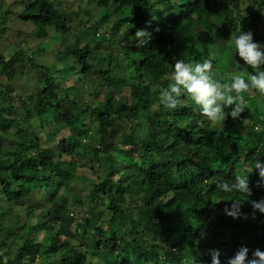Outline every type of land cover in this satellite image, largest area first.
Instances as JSON below:
<instances>
[{
  "label": "trees",
  "instance_id": "1",
  "mask_svg": "<svg viewBox=\"0 0 264 264\" xmlns=\"http://www.w3.org/2000/svg\"><path fill=\"white\" fill-rule=\"evenodd\" d=\"M88 1L97 8L94 32L111 17L114 25L111 36L89 38L71 51L78 74L87 77L78 79L71 99L57 89L45 66L30 60L23 42L27 47L30 40L42 42L51 34L48 29L66 36L74 23L81 33L89 23L80 15L91 14L64 9L61 0H0L1 35L8 31L5 24L17 20L35 31H11L20 48L9 57L0 53V264H210L213 250L225 261L241 246L250 249L249 255L264 251V213L252 206L264 201V179L253 170L256 160L264 162L259 93L246 92L240 117L221 124L209 123L188 97H181L174 111L159 102L179 59H210L212 75L226 85L236 75L247 81L251 70L238 71L243 62L231 41L241 26L264 44V0L247 6L245 0ZM137 30L146 33L139 46L129 39ZM122 57L128 72L120 65ZM27 66L41 74L40 88L16 96L13 80L22 79ZM121 82L129 91L124 103L107 94L93 104L99 86ZM59 122L69 133L57 142L53 129ZM58 144L55 153L52 147ZM84 158L93 163L88 170L93 183L87 201L73 206L71 168ZM238 175H249V196L216 187ZM234 203H240L235 218H213L215 212L231 211ZM83 205L88 208L80 215ZM66 219L69 225L62 231Z\"/></svg>",
  "mask_w": 264,
  "mask_h": 264
},
{
  "label": "rangeland",
  "instance_id": "2",
  "mask_svg": "<svg viewBox=\"0 0 264 264\" xmlns=\"http://www.w3.org/2000/svg\"><path fill=\"white\" fill-rule=\"evenodd\" d=\"M61 4L62 6H66L64 9H67L71 6V2L72 0H69L66 3V0H61ZM248 2H250V0H245L244 4L247 6ZM243 4V9H245L246 6H244ZM119 9V7H118ZM97 8L95 7L94 3H89L88 0H74L73 1V5L71 6V11H79L80 14H83L84 11H87L91 14L90 16H84V15H80L82 16V18H80L81 20H83L85 22V24H87L86 28H84V26H81V22H78V25L82 27L81 33L78 31V29L75 26L70 27L69 33L64 36V35H57L56 33L52 32L51 29H48V33L51 32V34L42 42L37 39L36 41L39 42V45L36 43V41H32L30 40L29 42V47H27L25 45V43L23 42L24 47V52L30 56V60H32L33 63L37 64V65H43L48 69V73L51 75L53 74L56 78V87L59 91H63V94L66 96H69L71 99L74 97V90L77 89L76 87L79 85V80L81 78L80 74H78L79 70L76 69L78 66L77 65H73V59L72 57H70L71 51L83 47L86 44V40H94L96 38V40H98L100 38V36L102 35H110L111 36V28L112 25H114L113 23V17H111L110 19H107L105 22L103 23H99V25L102 24V26L97 27V30L94 32L93 31V25H94V19L95 16L97 14ZM263 13V17H264V7H262L261 10ZM70 11L67 10V13H69ZM86 20H88V22H86ZM13 21V19L11 20ZM9 25V24H8ZM12 25V27H10ZM10 26L7 27V24L4 25V27L8 28L7 32H4L3 35L0 34V53L2 55H4L5 57H9L10 55H12L15 50H17L20 44V41H18L16 38H12V36H10L9 33H11V31H14L15 29H18L20 31H23L25 34H27L28 32H31L32 29V34L35 32L34 28L31 24H27V23H23L21 20H17V22L11 24ZM158 26H160V23H157ZM150 27H156L155 23H152L150 25ZM3 28V27H0ZM148 34L149 31H154L153 29L147 30ZM120 33V32H119ZM258 35V34H257ZM27 35H24V37ZM119 36V35H118ZM115 37H112L110 40H112L114 42ZM19 39V38H18ZM107 44V43H106ZM41 48L42 50H37L36 47ZM199 47V45H198ZM223 47V45H222ZM218 49V51H216L217 49H213L211 48V50H209L210 52L212 51H216L217 53H220L219 49H222L221 46H217L216 47ZM35 49V50H34ZM214 51V52H215ZM92 60L95 59L96 55L93 54L92 56ZM195 57V55H194ZM124 58H120V65L122 67H125L123 70H127V62L125 63ZM197 60L199 61V59L197 58ZM201 62V61H199ZM221 67H226V64H223V60H221L220 62ZM29 64V63H28ZM30 66H27L26 69H24V71L26 72L25 75L21 76L22 79H14L13 83L15 85V89L14 92L12 94L16 95V96H22V95H27L29 93H31L32 91H35L36 88H40L39 85V78L41 77V74H37L35 75L32 70L29 69ZM63 69H67V70H63ZM128 72V70H127ZM28 73V74H27ZM118 77L121 76V81L126 80L125 75L122 72H118L116 74ZM235 76V75H234ZM87 77L82 76V79H86ZM119 80V81H120ZM129 82V80H128ZM122 84H120L117 87L114 88H109V87H104V86H99L101 85L99 82V87L97 88V96L95 98H91V100L93 101V104L95 103V100H97V103H99L100 101H102V99L104 98L105 95H113L115 98H117V101H119L120 103H124L129 95V91L128 88L125 87L126 83L125 82H121ZM78 91V89H77ZM80 91V90H79ZM79 93V92H78ZM77 93V94H78ZM251 94H253L251 92ZM13 95V96H14ZM243 97L247 98V94L246 92L241 94ZM262 103H263V108L262 111L264 112V95H257ZM84 98L88 99V95L85 94L83 95ZM15 98V97H14ZM90 99V98H89ZM247 99H244V104L247 103ZM14 105L19 106L17 101H14ZM58 119V118H57ZM59 121V120H58ZM54 122V121H51ZM34 125H37L36 121H33ZM47 129V126H44ZM51 128H54L55 125L53 126L52 123L50 124ZM65 126L63 125V123L59 122V125H57L53 131H54V139L55 141H59L60 139H62L63 137L67 136L69 131L65 130ZM45 129H41L39 131L40 133V137L42 139H44L43 136V131ZM138 135H140V133H142V128L141 127H137L136 128ZM38 131V130H37ZM61 131L60 133H57ZM115 132L120 135L119 133V128L115 129ZM52 149H54L55 153H59L60 151V145H55L52 147ZM114 154V153H113ZM87 159V156H86ZM84 158L83 161H81V163H78L76 166H74L72 169L73 174H74V179L71 180L72 183L69 186V190H70V195L69 197L72 198L73 202L74 200H76V202L73 203V206L77 205V200H81L84 199L85 201H87V192L89 190H91V185L93 183V179L90 177V173L88 172V170L91 168V165H93V163L90 162V160H87ZM96 165V164H95ZM96 168V167H95ZM127 167H125V169H127ZM84 176H89L87 177V180H84ZM262 190H264V186H262ZM88 206L87 205H83L81 207H79L77 210L79 211L78 213L80 215H84L83 213L87 210ZM19 212V211H18ZM16 212V213H18ZM217 215H222L224 217H226L227 211L226 210H221L220 212H215L213 218H215ZM45 215H43V219H44ZM11 219H13V217H11ZM69 221L70 219H66V221H64V224L62 226V231H66L67 227L69 225ZM212 221V220H211ZM211 223V222H210ZM207 232H209V227H205V233L207 234ZM204 238H208V236L204 237ZM211 243V238L210 241ZM91 243H89L90 245ZM100 257L99 254L96 256ZM249 257H251V255H249ZM223 258H225V256H223ZM224 259H220L221 264H227V261H223Z\"/></svg>",
  "mask_w": 264,
  "mask_h": 264
},
{
  "label": "clouds",
  "instance_id": "3",
  "mask_svg": "<svg viewBox=\"0 0 264 264\" xmlns=\"http://www.w3.org/2000/svg\"><path fill=\"white\" fill-rule=\"evenodd\" d=\"M145 36L143 30H137L129 39L136 40L139 46L144 42ZM231 42L235 48L234 53L243 62V65L238 64V71L251 70L247 81L241 75H236L231 83L226 85L212 75L213 62L210 59H204L202 62H185L179 59L173 65L167 87L159 92L160 104L165 109L174 111L181 104V97H188L199 107L201 114L209 123L221 124L229 117L232 120L238 119L245 110L242 93L255 90L264 95V44L254 42L252 32H242L241 26L239 33L232 37ZM233 62L236 63L234 60ZM226 108L231 110L225 111ZM253 170L264 179V162L256 160ZM248 177L249 175H238L233 181H218L216 187L224 193L235 192L249 196L251 190ZM239 206L240 203L232 204V210L227 214L235 218ZM252 206L260 213H264V201H253ZM249 252L247 246H241L228 258L227 264H264V251L257 248L251 252V257ZM210 264H221L218 250L211 253Z\"/></svg>",
  "mask_w": 264,
  "mask_h": 264
}]
</instances>
